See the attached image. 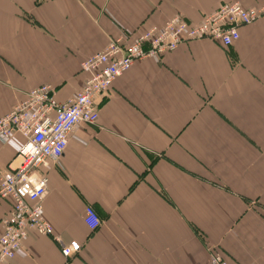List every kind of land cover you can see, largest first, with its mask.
Returning <instances> with one entry per match:
<instances>
[{
	"label": "crops",
	"instance_id": "obj_1",
	"mask_svg": "<svg viewBox=\"0 0 264 264\" xmlns=\"http://www.w3.org/2000/svg\"><path fill=\"white\" fill-rule=\"evenodd\" d=\"M228 2L264 5L0 0V117L43 84L66 102L84 83L82 61L110 39L130 43L174 14L196 25ZM238 32L228 46L186 41L118 76L96 99L97 122L79 123L39 167L52 234L29 231L4 264H209L212 252L264 263V19ZM22 142L0 141V175ZM6 211L0 200V219Z\"/></svg>",
	"mask_w": 264,
	"mask_h": 264
},
{
	"label": "built area",
	"instance_id": "obj_2",
	"mask_svg": "<svg viewBox=\"0 0 264 264\" xmlns=\"http://www.w3.org/2000/svg\"><path fill=\"white\" fill-rule=\"evenodd\" d=\"M258 18L264 19V5L245 8L239 2L220 4L196 25L174 14L163 25L151 27L132 42L112 38L102 51L84 59V83L66 102H59L55 89L47 84L27 91L24 100L0 117L1 142L5 143L14 133L23 138L8 168L0 175V200L7 203V211L0 219V264L14 257L29 231L52 234L53 228L42 213L47 178L40 174L39 167L48 159H59L69 134L79 123L97 122L96 99L109 90L118 76L133 62L161 58L186 41L206 38L228 46L239 38L240 25ZM86 214L91 228L97 227L91 207L86 208ZM78 248L72 243L61 252L68 256ZM209 264L228 263L221 254L212 252Z\"/></svg>",
	"mask_w": 264,
	"mask_h": 264
}]
</instances>
